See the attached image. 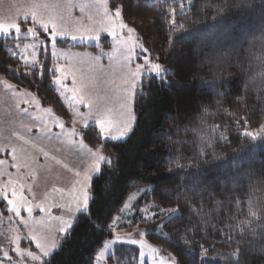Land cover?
I'll return each mask as SVG.
<instances>
[{"label":"trees","instance_id":"16d2710c","mask_svg":"<svg viewBox=\"0 0 264 264\" xmlns=\"http://www.w3.org/2000/svg\"><path fill=\"white\" fill-rule=\"evenodd\" d=\"M111 1L169 73L146 77L126 140L102 142L95 126L84 132L112 163L93 179L88 210L44 264H96L120 216L129 220L124 229L153 228L147 239L177 264H264V137L244 135L264 124V0ZM13 44L0 38V74L67 119L50 63L17 68ZM149 186L125 215L130 195ZM4 207L0 238L8 241ZM146 214L153 224L142 222ZM135 248L117 244L110 259L123 262Z\"/></svg>","mask_w":264,"mask_h":264},{"label":"rangeland","instance_id":"374dc122","mask_svg":"<svg viewBox=\"0 0 264 264\" xmlns=\"http://www.w3.org/2000/svg\"><path fill=\"white\" fill-rule=\"evenodd\" d=\"M0 38L14 39L10 54L17 68L43 70L50 63L51 88L68 114L63 118L36 93L0 74V202L9 212L4 226L9 240L0 238L7 261L0 264H44L88 210L93 179L112 163L102 144L91 146L84 132L95 126L102 142L126 140L146 77L160 78L169 70L152 61L121 5L111 0H0ZM244 135L264 137V124ZM150 189L130 195L125 215L135 213L137 199ZM155 220L146 214L142 222ZM128 221L116 217L113 237L97 253L96 264H168L172 254L147 239L153 228H122ZM42 244L51 250L48 255ZM117 244L136 248L119 262L110 259Z\"/></svg>","mask_w":264,"mask_h":264},{"label":"snow or ice","instance_id":"6c2138e0","mask_svg":"<svg viewBox=\"0 0 264 264\" xmlns=\"http://www.w3.org/2000/svg\"><path fill=\"white\" fill-rule=\"evenodd\" d=\"M81 7H83V6H81ZM169 212H175L176 211V209H170V210H168ZM65 231H67V230H65ZM187 242V241H186ZM42 251L46 254V255H48L49 254V252L51 251V250H49V248L48 247H46L45 246V244H42ZM56 247V244L54 243V241L51 243V248L52 249H54ZM21 250H19L18 249V252H20ZM152 251L153 252H155L156 251V249H152ZM29 252V251H28ZM5 256H7V253L5 252V254H4ZM32 256H35V254L34 253H32L31 254ZM168 264H176V258H175V256H173V255H169L168 256Z\"/></svg>","mask_w":264,"mask_h":264}]
</instances>
